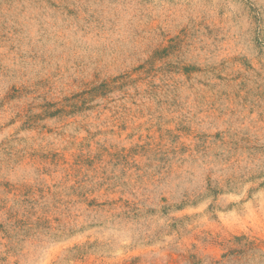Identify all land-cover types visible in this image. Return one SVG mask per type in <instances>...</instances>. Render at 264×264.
<instances>
[{
  "label": "rangeland",
  "instance_id": "374dc122",
  "mask_svg": "<svg viewBox=\"0 0 264 264\" xmlns=\"http://www.w3.org/2000/svg\"><path fill=\"white\" fill-rule=\"evenodd\" d=\"M0 264H264V0H0Z\"/></svg>",
  "mask_w": 264,
  "mask_h": 264
}]
</instances>
